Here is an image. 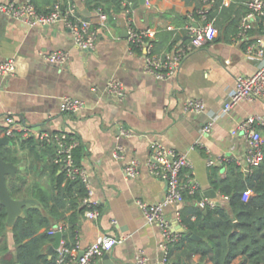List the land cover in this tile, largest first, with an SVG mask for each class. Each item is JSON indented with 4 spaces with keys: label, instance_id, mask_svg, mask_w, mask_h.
<instances>
[{
    "label": "crops",
    "instance_id": "1",
    "mask_svg": "<svg viewBox=\"0 0 264 264\" xmlns=\"http://www.w3.org/2000/svg\"><path fill=\"white\" fill-rule=\"evenodd\" d=\"M32 1L39 10L47 11L55 0ZM74 1L97 30L95 47L91 50L75 45L62 21L29 25L0 11V61L13 58L15 62L14 75L0 76V134L6 125L7 112L13 113L18 126H26L36 137L37 132L44 130L74 134L81 144L80 161L87 171L92 196L100 205L96 219L84 215L80 218V248L86 247L97 235L108 234L121 238L107 251L116 264H135L138 248L150 255V264H156L161 232L156 224L145 220L137 202L141 199L155 203L166 192V181L148 170L151 144L160 141L186 152L192 164L189 170L199 183L200 193L213 188L216 197L221 196L212 183V175L224 177L230 160L241 169L245 164L246 143L242 138L232 137V127L250 114H259L263 121L256 126L264 136V98L241 100L229 112H221L236 75L250 74L256 69V60L247 57L244 48L249 42L264 43V16H255L247 34L233 39L237 20L248 8L247 0H224L222 23L212 44L189 53L169 78L157 79L144 72L141 51L130 50L127 36L121 34V20L125 27L129 23L138 28L152 27L154 47L163 49L175 38H186V34L183 38L177 34L186 23L183 16H188L194 8L193 2L146 0L140 3L138 0L110 20L95 6L96 1L103 3V0ZM54 49L69 51L64 64L42 57L43 51ZM110 77L123 82L122 99L104 90ZM63 94L83 98L85 107L77 112L60 111ZM190 97H201L208 112L219 113L209 132L201 130L208 118L206 112L183 110V101ZM120 124L132 133L117 137ZM118 144L127 158L134 156L139 160L136 176L125 177L122 171L125 159L112 155ZM17 155L21 158L18 169L28 181L36 179L42 185L49 184L47 156L40 159L32 156L30 160L28 147L18 148ZM209 158L214 160L213 164H208ZM214 166L217 172L213 171ZM175 209L172 204L165 207V217L173 226ZM62 226L63 221L59 220L54 230H62ZM3 239L0 235V242ZM5 239L14 252L9 228ZM62 242L65 245L63 233ZM51 243L45 246L46 252ZM60 247L61 244L55 250L59 252ZM102 256L93 264H104Z\"/></svg>",
    "mask_w": 264,
    "mask_h": 264
},
{
    "label": "built area",
    "instance_id": "2",
    "mask_svg": "<svg viewBox=\"0 0 264 264\" xmlns=\"http://www.w3.org/2000/svg\"><path fill=\"white\" fill-rule=\"evenodd\" d=\"M197 12L200 14L199 21L190 13L189 20L183 25L186 39H177L171 45L160 51L153 50L152 37L155 33L152 27L138 28L129 23L126 27L129 48L135 51L137 47L143 56V70L153 75L157 79H166L172 76L179 69L183 59L192 51L206 44H212L217 33V27L213 20L207 19L206 12L209 7L207 0ZM248 11L242 17L238 25L237 38L244 37L252 27V19L255 16H264V0H247ZM0 11L12 17L23 20L29 25L52 24L62 21L69 29L72 42L81 49L91 50L95 47L97 39V30L92 21L85 17L78 8L74 0L55 1L48 11H39L32 0H4L0 1ZM247 57L256 60L257 66L253 73L237 74L233 88L228 92L221 112H229L239 101H254L264 98V43L249 42L244 48ZM42 57L52 63L64 64L69 58V51L66 49H54L43 51ZM15 62L13 58H7L0 61V76L3 78L14 75ZM1 90V88H0ZM104 90L108 93L122 99L125 94L123 82L116 78L110 77L105 84ZM85 107V100L81 97L70 94H63L60 98L59 108L62 112H77ZM182 108L184 111L192 113H207L208 118L202 126L203 132H209L213 121L219 113L208 112L206 103L201 97H190L183 101ZM5 126L2 134L9 138H15L17 135L22 137L32 135V131L26 126H18L12 112L4 115ZM262 116L259 114H250L243 120L238 121L231 129L230 134L233 138H242L246 143L244 159L245 164L242 170L250 173L253 168L260 163L264 157V136L257 129L256 124L262 122ZM130 129L123 125L118 126L117 137L130 135ZM35 135V134H33ZM36 135L44 141L52 142L55 145L56 155L54 161L60 165L66 178H79L84 183L87 194L81 198L85 209L83 215L90 219H96L99 216L98 200L92 196V188L89 183L87 171L82 164L75 161L73 150L79 145L78 138L71 133L64 131H40ZM115 158L125 159L122 171L125 177H134L139 173V160L137 157H126L123 147L116 145L112 151ZM127 158V159H126ZM212 158L208 159V164H213ZM147 166L150 173L166 181V192L164 197L155 202L148 203L138 199L145 220L150 224H156L161 232V239L158 242L159 254L156 257V264H170L169 261V244L176 241L181 232L165 217V207L175 205V216L179 220V206L184 200L185 195H194L200 192L199 183L193 175L191 161L186 152L179 151L173 147H168L160 141H154L151 144V151L147 160ZM186 169V170H185ZM250 190L243 193L247 198ZM227 196L210 197L202 194L195 199V203L200 207H215ZM113 222H116L114 219ZM56 230V229H55ZM54 230V231H55ZM117 238L108 234H99L86 247L80 248L79 241L71 248L63 245L59 248L56 264H93L94 261L107 252L117 241ZM82 254L79 255V252ZM68 256V258H67ZM152 258L142 248L135 252V264H150Z\"/></svg>",
    "mask_w": 264,
    "mask_h": 264
},
{
    "label": "trees",
    "instance_id": "3",
    "mask_svg": "<svg viewBox=\"0 0 264 264\" xmlns=\"http://www.w3.org/2000/svg\"><path fill=\"white\" fill-rule=\"evenodd\" d=\"M207 1V19L213 20L218 29L226 8L224 0ZM137 2L138 0H103L104 4L96 1L95 6L113 20L115 13L128 9ZM186 2L194 3L191 14L199 21L200 14L197 10L206 1ZM247 11L248 8L237 20L233 39H237L239 22ZM183 19L187 22L189 16L185 15ZM183 31L184 29L177 34L178 38L184 37ZM174 41L176 38L169 45ZM134 49L139 50L137 47ZM153 50L162 49L155 48L153 43ZM11 141V145H0V152L6 160L18 165L21 158L17 155V149L28 147L30 160L33 157L40 159L47 156L45 164L50 177L48 185H42L36 179L28 181L19 169L15 177H6L11 196H33L39 200V204L24 206L22 214L16 218L10 229L15 243L12 252L5 239L8 229L7 214L0 203V235L4 236L0 242V264H56L58 252L54 250L49 255L45 246L53 241L54 228L59 220L63 221L65 246L71 248L75 245L80 218L86 207L81 198L87 194V189L81 179L66 178L60 165L54 161L56 149L52 142L41 140L33 134L25 137L17 135ZM80 146L79 143L73 150L78 164H81ZM217 169L216 166L213 167L214 172ZM212 176L213 185L227 199H223L215 207H200L195 199L201 197L202 193L198 191L194 195H185L179 206V220L186 231L181 232L180 237L169 244L170 264H233L235 261L237 264H264V157L250 173H245L240 165L230 160L224 177L215 176V173ZM247 189L250 193L244 198L243 193ZM97 207L100 211L99 204ZM187 231L195 233L199 238L191 237Z\"/></svg>",
    "mask_w": 264,
    "mask_h": 264
},
{
    "label": "water",
    "instance_id": "4",
    "mask_svg": "<svg viewBox=\"0 0 264 264\" xmlns=\"http://www.w3.org/2000/svg\"><path fill=\"white\" fill-rule=\"evenodd\" d=\"M140 3H145L146 0H139ZM121 34L127 36V30L124 26V21L121 20ZM11 139L5 135L0 134V145H11ZM18 165L11 160H6L1 152H0V203L5 207L6 211V225L9 229L12 228L16 218L20 216L23 212L24 206H30L32 204H39V200L33 196H23V197H13L9 192V188L6 182V177L9 175L11 177H15L17 174ZM206 196L216 197V192L213 188H208L204 191ZM174 226L182 231L185 232V227L177 221L174 220ZM191 237L199 238L195 233H191L187 231ZM62 240V230L57 229L54 232L53 242L48 247V253L51 255L53 251L58 248L61 244ZM82 254V251L79 252V255ZM103 263L104 264H116L110 254L105 252L103 254ZM15 264H19L16 262Z\"/></svg>",
    "mask_w": 264,
    "mask_h": 264
}]
</instances>
